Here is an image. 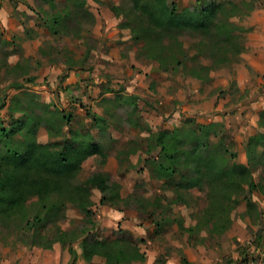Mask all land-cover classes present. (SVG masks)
<instances>
[{
  "label": "rangeland",
  "instance_id": "374dc122",
  "mask_svg": "<svg viewBox=\"0 0 264 264\" xmlns=\"http://www.w3.org/2000/svg\"><path fill=\"white\" fill-rule=\"evenodd\" d=\"M116 1L120 4L123 0ZM185 1L177 0L178 9ZM229 1L239 4L242 10L228 8L224 18L241 23L242 13H247L249 7L262 6L264 0ZM3 3L0 0V6ZM34 5L16 3L21 22L18 30L0 32V98L5 96L7 103L0 110V124L11 130L33 115L38 124L37 139L54 149L74 146L73 136L91 135L99 144L100 154L83 162L77 181L85 183L94 173L103 172L112 188L104 204H100L99 190H94L93 203L89 205L94 222H88L85 212L71 203L63 207L55 221L43 222L41 235L34 239L0 222V264H52L57 262L59 251L63 262L70 255V239L81 233L83 226L93 230L94 239L138 244L147 253V261L131 264H264V244L260 245L264 240V108L258 112L259 131L242 129L237 115L225 117L227 111L255 105V100L264 94V86L240 97L232 87L228 96L232 73L224 69L220 75L210 58L201 54L194 57L197 52L193 45L198 41L195 37H183L187 45L191 44L186 65L170 63L164 69L157 59L142 54L140 44L133 43L131 26L107 28L113 19L101 26L95 23L90 33L92 44L84 43L87 40L73 37L74 32L54 36L45 25L48 13L63 9L60 2L50 7L34 0ZM125 13L117 16L120 22L126 19ZM67 47L76 60L83 58L88 47L92 48L82 68H68L65 61L70 55L61 52ZM17 62L22 67L12 70ZM205 65H211V69ZM210 73L213 76L208 81ZM16 81L24 87H11ZM217 93L224 100L221 110L202 111L206 96L215 98ZM11 98L12 109L8 108ZM249 110L242 112V119ZM61 111L72 115L71 129L61 118ZM93 113L104 117L101 128L95 126ZM219 115L223 118H216ZM206 125H210L209 136L203 134ZM175 128L184 133L190 128L201 129L197 133L204 145L209 143L212 151L227 149L228 155H233L230 166L240 163L245 150L247 153L248 141L257 139L251 148L252 158L245 160L258 184L252 194L256 206L252 216L246 212L247 202L241 201L230 212L231 226L220 232L222 227L215 223L214 209L208 212L212 202L209 185L186 186L192 173L183 166L175 168L172 176L158 175L152 161L160 150L158 133ZM71 245L82 250L81 242ZM70 257L67 264L73 262ZM86 264H105V258L96 255Z\"/></svg>",
  "mask_w": 264,
  "mask_h": 264
},
{
  "label": "trees",
  "instance_id": "16d2710c",
  "mask_svg": "<svg viewBox=\"0 0 264 264\" xmlns=\"http://www.w3.org/2000/svg\"><path fill=\"white\" fill-rule=\"evenodd\" d=\"M40 2L50 7L60 2L63 6L61 11L48 13L44 19L54 36L74 32L73 37L87 40L84 43L93 41L90 33L96 23V16L90 10L88 0ZM228 8L239 12L242 10L239 4L229 0H196L182 9H178L177 0H172L171 4L168 0H123L113 6L117 16L126 12V21L122 20L120 27L131 26L133 43L140 44L142 54L157 59L164 69L169 68L170 63L177 67L186 65V60L190 58L188 51L191 44L187 45L183 37L189 36L198 39L193 45L197 52L193 56L201 54L210 58L216 70L238 60L244 50L247 32L242 22L255 9L254 6L249 7L247 13H242V22L237 23L224 18L223 14ZM233 25L235 27L232 28ZM91 49L88 47L87 53L80 60L74 59L73 51L68 47L61 52L70 55L65 63L69 69H73L85 65ZM21 64L17 62L12 70L22 67ZM208 66L204 68L211 69ZM194 77L202 80L199 75ZM29 80L34 78L30 77ZM207 80H212L211 73ZM11 87L21 89L24 85L16 81L11 83ZM13 104L14 98H11L8 108L12 109ZM6 105V97L3 96L0 98V110ZM92 117L95 126L101 128L100 122L104 121V117L98 113H93ZM61 118L67 121L71 129L72 115L61 111ZM37 130L38 124L34 122L33 115L11 130L0 124V222L14 226L17 234L21 233L30 239L40 236L41 224L55 221L67 203L85 212L88 222H94L89 208L93 203L94 190H99L100 204H104L108 200L107 191L112 188L108 176L103 172L94 173L85 183L77 181L83 162L100 154L99 144L91 139V135L73 136L76 143L74 146L54 149L37 139ZM198 131L191 128L187 133L180 128L171 132L161 130L156 139L160 150L152 161L157 166L159 176H172L175 168L183 166L192 173L186 186L209 185L212 188L209 192L212 202L208 212L214 209L212 213L215 223L222 227L219 231L223 232L231 226L230 212L239 202H247L246 212L252 216L251 211L256 208L252 194L258 184L248 165L236 163L230 166L229 161L233 155L229 156L227 149L212 151L209 143L204 145L201 142ZM203 134L209 136L210 125L204 127ZM256 140L248 141L249 160ZM92 233L91 228L83 226L81 233L73 234L67 248L73 257L72 264H75L78 256L72 242L82 243V257L86 261L96 255L103 256L105 264L145 261L146 252L138 244H129L121 239H94ZM61 234L68 236L70 233ZM263 244L264 240H261V247Z\"/></svg>",
  "mask_w": 264,
  "mask_h": 264
},
{
  "label": "crops",
  "instance_id": "0c3cea01",
  "mask_svg": "<svg viewBox=\"0 0 264 264\" xmlns=\"http://www.w3.org/2000/svg\"><path fill=\"white\" fill-rule=\"evenodd\" d=\"M3 6H0V32H3L4 29L17 31L20 26V20L18 19L17 9L15 8L16 3H26L27 5L35 6L34 0H4ZM112 0H88L90 5V10L96 16V24L97 26H101L104 22L111 21V24L108 25L107 28H120V20L117 18V14L113 10V6L118 4V1L112 3ZM196 0H186L182 6L186 7L190 4H193ZM112 3V4H111ZM28 7V6H27ZM24 10H28V8H24ZM27 12V11H26ZM31 14H35L33 10H30ZM28 14V13H27ZM34 18L31 16V21ZM243 25L246 27L247 32L245 33V41H244V50L240 54L237 61L231 63L230 65L224 66L218 69L219 74L221 75V71L226 69L230 73H232V79L229 83L231 85L227 86L226 93L229 96L231 93L232 87L234 91L237 93L238 97L243 95L246 92H250L249 94H254L256 88L259 86H264V1L262 6L255 8L248 16H246L243 20ZM21 30V29H20ZM213 76V75H211ZM264 88V87H263ZM218 94H214L215 98H212L213 95H207L206 100L201 105V110L206 111L208 109H214L217 112L220 111L222 107L223 98H219ZM255 105L247 106L241 108L242 110H236L235 112L227 111L225 117L235 116L240 120L241 128H248L250 130H260L259 127V114L258 112L264 108V94H261L259 100H255ZM246 108H251V110L247 111L246 119H242V112L246 110ZM257 110L255 112L254 110ZM214 111V112H216ZM223 118V116L219 115L216 118ZM246 158V159H245ZM247 153L245 150V157L240 161V163H247ZM68 250V249H67ZM78 256L75 264H86L87 261L82 257V250L76 249ZM69 252V251H68ZM70 253V252H69ZM56 255V252H55ZM61 251L56 255V261L52 264H67L71 261V254L66 255L62 260ZM147 253L145 261H147ZM58 258V260H57ZM82 259V260H81ZM158 262V261H157ZM158 262V264H163ZM35 264V263H34ZM39 264V263H37ZM144 264V263H143ZM250 264V263H249ZM252 264V263H251ZM263 264V263H261Z\"/></svg>",
  "mask_w": 264,
  "mask_h": 264
}]
</instances>
